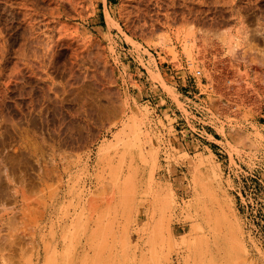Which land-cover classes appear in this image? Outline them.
<instances>
[{
	"label": "rangeland",
	"instance_id": "1",
	"mask_svg": "<svg viewBox=\"0 0 264 264\" xmlns=\"http://www.w3.org/2000/svg\"><path fill=\"white\" fill-rule=\"evenodd\" d=\"M138 1L0 0V264H264V0Z\"/></svg>",
	"mask_w": 264,
	"mask_h": 264
},
{
	"label": "bare ground",
	"instance_id": "2",
	"mask_svg": "<svg viewBox=\"0 0 264 264\" xmlns=\"http://www.w3.org/2000/svg\"><path fill=\"white\" fill-rule=\"evenodd\" d=\"M135 1H136V3H137L138 0H132V2H135ZM142 1H143V0H142ZM144 2H145V1H144ZM139 3H141V1H140V2L138 1L137 4H139ZM137 4H136V5H137ZM141 4H142V3H141ZM137 6H138V5H137ZM192 47H193V46H192ZM185 51H186V50H185ZM189 52H190V51H189ZM189 52L187 53V51H186L187 54H189ZM190 64H191V63H190ZM204 158H205V157H204ZM200 164H201V162H200ZM217 169H218V168H217ZM212 172H213V171H212ZM212 175H213V173H212ZM216 177H217V175H216ZM226 218H227V217H225V219H226Z\"/></svg>",
	"mask_w": 264,
	"mask_h": 264
}]
</instances>
